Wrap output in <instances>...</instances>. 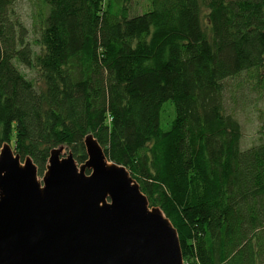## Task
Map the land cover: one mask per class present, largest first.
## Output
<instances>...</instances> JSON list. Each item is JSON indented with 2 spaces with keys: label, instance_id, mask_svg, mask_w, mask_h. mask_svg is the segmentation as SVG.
<instances>
[{
  "label": "trees",
  "instance_id": "16d2710c",
  "mask_svg": "<svg viewBox=\"0 0 264 264\" xmlns=\"http://www.w3.org/2000/svg\"><path fill=\"white\" fill-rule=\"evenodd\" d=\"M0 0V149L39 174L92 134L175 227L185 264H264V108L256 142L227 82L264 84V0ZM35 71L30 78L20 69Z\"/></svg>",
  "mask_w": 264,
  "mask_h": 264
},
{
  "label": "water",
  "instance_id": "95a60500",
  "mask_svg": "<svg viewBox=\"0 0 264 264\" xmlns=\"http://www.w3.org/2000/svg\"><path fill=\"white\" fill-rule=\"evenodd\" d=\"M86 160L51 149L43 176L31 157L0 149V264H184L175 227L151 206L92 134Z\"/></svg>",
  "mask_w": 264,
  "mask_h": 264
},
{
  "label": "rangeland",
  "instance_id": "374dc122",
  "mask_svg": "<svg viewBox=\"0 0 264 264\" xmlns=\"http://www.w3.org/2000/svg\"><path fill=\"white\" fill-rule=\"evenodd\" d=\"M12 8L22 22L27 27H31L33 16L39 11L40 4L37 0H12ZM20 69L28 77L35 78V71L24 66H20ZM255 83L254 78L244 73L236 79L229 80L225 90L226 108L241 124L243 147L256 142L261 126L260 111L264 108V84L262 87H257ZM69 151L66 146H62L61 156H65ZM42 174L43 172L38 173L39 179Z\"/></svg>",
  "mask_w": 264,
  "mask_h": 264
}]
</instances>
